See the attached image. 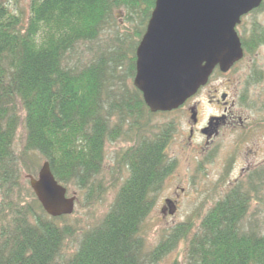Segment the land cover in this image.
<instances>
[{
  "label": "trees",
  "instance_id": "16d2710c",
  "mask_svg": "<svg viewBox=\"0 0 264 264\" xmlns=\"http://www.w3.org/2000/svg\"><path fill=\"white\" fill-rule=\"evenodd\" d=\"M155 2L0 0V264H155L180 243L184 264H264V228L247 221L264 180L233 186L198 227L182 221L147 247V219L176 168L174 126L154 122L169 112H152L134 85ZM248 93L241 101L254 107ZM120 139L132 145L116 174L128 175L99 221L80 228L74 212L48 215L27 175L48 161L68 194L75 186L90 204L104 193L107 145Z\"/></svg>",
  "mask_w": 264,
  "mask_h": 264
},
{
  "label": "rangeland",
  "instance_id": "374dc122",
  "mask_svg": "<svg viewBox=\"0 0 264 264\" xmlns=\"http://www.w3.org/2000/svg\"><path fill=\"white\" fill-rule=\"evenodd\" d=\"M27 4V0H20V5L23 8H27ZM257 9L243 17L244 24L238 28L240 36L243 33L247 35V31L251 30L256 22L264 26V7ZM115 15L117 20L121 19L122 25L130 26L127 21L124 22V13L116 10ZM84 52H86L85 49ZM250 58L252 59L250 60ZM262 70L264 72V47L257 49L255 54H250L245 61L237 62L230 75L220 71L215 72L207 85L201 88L194 97L186 101L184 107L168 114H155L154 122L162 125L171 123L174 126L167 154L173 160L175 159L176 168L165 180L157 204L147 219L148 231L145 234L147 247H153L158 243L159 239L163 237L165 228L175 226L182 221L189 219L194 222V226L198 227L202 217L210 207L224 198L223 194L227 195L233 186L240 183L249 185L247 173H245L244 178H241L240 171L241 168L248 167L246 162L258 163L264 157V109H260L261 103L264 101V82H252L251 85H246L251 80L249 75L255 73L256 78H258V76H261L260 72ZM244 92H249L248 95L252 98L254 107L248 106L245 100L235 103L232 111L245 118L246 130L243 127H237V129L222 127L219 136L213 138L209 143V145L216 148L215 157L211 160H205L203 163L198 162L195 155L199 151L195 147L206 146L208 139L206 140V137L199 133L193 140L194 148L190 147L189 142L186 140L188 127L192 124L189 107L197 103L199 106V126H203L206 124L208 116L219 115L224 110L223 105L218 101L222 95H225V98L222 97L223 99L229 96V100L233 99L235 101L238 96L241 99ZM199 126L198 128H200ZM131 145V141L126 142L122 139L107 145L105 174L101 181L98 180L99 189L102 188L104 193L99 199L89 204L86 202L83 191L71 186L68 195L73 196L76 194L78 199L75 211L69 219L70 222L79 224L80 228L89 227L98 222L103 214L108 211L118 187L128 175L127 171H122L120 176L116 174L120 169L117 159H119V154ZM250 150H253V152H248L249 156L259 157L258 160L252 158L250 161H245L246 156H248L245 152ZM233 159L236 160V171L234 172H232L230 166ZM44 162V160L41 161V166ZM41 166L37 173L40 171ZM247 177L248 180H246ZM253 179L258 183L262 182L259 177ZM28 181L30 185L29 178ZM234 181L237 182L233 184ZM165 198L173 199V203H165ZM262 198L261 202L253 201L250 203V213L247 221L252 222L251 220L254 218L256 223L264 228V194ZM184 252L185 245L180 243L173 252L155 264H174L175 262L184 264Z\"/></svg>",
  "mask_w": 264,
  "mask_h": 264
},
{
  "label": "water",
  "instance_id": "95a60500",
  "mask_svg": "<svg viewBox=\"0 0 264 264\" xmlns=\"http://www.w3.org/2000/svg\"><path fill=\"white\" fill-rule=\"evenodd\" d=\"M262 1L156 0L136 50L134 77L149 109L156 113L180 108L207 85L217 67L227 72L243 59L237 26ZM191 118L197 119L193 109ZM27 178L50 216L74 212L76 195L68 196L48 161L38 176Z\"/></svg>",
  "mask_w": 264,
  "mask_h": 264
},
{
  "label": "flooded vegetation",
  "instance_id": "af4514ba",
  "mask_svg": "<svg viewBox=\"0 0 264 264\" xmlns=\"http://www.w3.org/2000/svg\"><path fill=\"white\" fill-rule=\"evenodd\" d=\"M263 7H264V0L262 1L261 6L258 9H261ZM253 11H255V10H253ZM253 11H251V13ZM243 24H244V20L242 21L241 26ZM244 36H246V37H245L244 46H243L244 57H243V59H241L242 61H245L250 54H255L257 49L259 50L261 47H264V26H263V24L256 22L255 25L251 28V30L247 31V35L246 34L244 35V33L241 34V38H243ZM242 45H243V43H242ZM250 46H252V47H250ZM248 47H250V48H248ZM251 59L252 58H250V60ZM234 65L227 72H222V71H220L219 67H217L214 70L213 74L217 71H220L226 75H230L233 72L232 70H233ZM253 72H258V71H253ZM260 73H261V76H258V78H256L255 73H253L252 75H249V77L251 78L250 82H253V83L254 82H258V83L264 82V79L262 77V75L264 74L263 70ZM222 97H223V95L221 96V99H219L218 101L223 105L224 110L219 115L208 116V120H207L206 124L203 126H199V124H200V119H198V107L199 106L197 105V103L194 106L189 107V109H188L190 111V114H191L192 109L197 113L196 121H194L191 118L192 124L189 125L188 132L186 134V140L189 142L190 147L194 148L193 140L195 139L196 135H199V133H201V135H204L206 137V140L208 139L206 142V146H199V147L196 146L195 147V149H197L199 151L195 156H196V159L198 160V162H200V163H203L205 160H211L212 158L215 157L216 148L209 145V143H210V141H212L213 138H216L219 136V133H220L222 127H228V128H232V129H234V128L237 129V127H241V128L243 127L246 130V126H245L246 122L244 123L245 118L241 117L239 114H236V113H234V111H232L233 107L235 106V103H239L241 101V99L239 98L240 96H238L235 101L233 99L229 100L228 99L229 96L226 97V99H223ZM262 105L264 107V101L261 103V107H262ZM184 106L185 105L183 104L181 107H184ZM196 108H197V110H196ZM173 111H175V110H173ZM173 111H171V112H173ZM198 126L200 128H198ZM204 129H206V132H203ZM248 152H253V150L245 152V154L248 155V156H246L245 161H250L252 158L254 160L259 159V157L254 158L255 156L250 157ZM246 163L248 164V167L247 168H241L240 177L244 178L245 173H247V175L249 177V181H253L252 178H254V177H257V178L259 177V179L261 181H263L264 180V157L258 163H250V162H246ZM235 164H236V160L233 159L230 162V166L232 167V172L236 171ZM248 177L246 180H248ZM236 182L237 181H234L233 184H235ZM182 190H183V188H182ZM223 196H225V195L223 194ZM164 202L168 203V204H172L173 199L165 198Z\"/></svg>",
  "mask_w": 264,
  "mask_h": 264
},
{
  "label": "bare ground",
  "instance_id": "6f19581e",
  "mask_svg": "<svg viewBox=\"0 0 264 264\" xmlns=\"http://www.w3.org/2000/svg\"><path fill=\"white\" fill-rule=\"evenodd\" d=\"M242 23V22H241ZM241 23L237 26V27H241ZM240 31V30H239ZM239 36H240V34H239ZM243 47V46H242ZM63 185V184H62ZM64 186V185H63ZM60 217V216H59Z\"/></svg>",
  "mask_w": 264,
  "mask_h": 264
}]
</instances>
